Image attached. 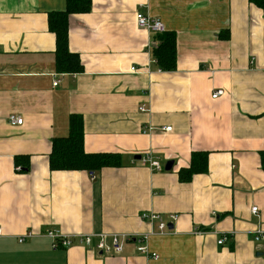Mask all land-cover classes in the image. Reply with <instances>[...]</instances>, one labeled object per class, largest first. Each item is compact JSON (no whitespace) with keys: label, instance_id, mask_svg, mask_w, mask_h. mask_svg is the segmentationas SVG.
I'll use <instances>...</instances> for the list:
<instances>
[{"label":"crops","instance_id":"1","mask_svg":"<svg viewBox=\"0 0 264 264\" xmlns=\"http://www.w3.org/2000/svg\"><path fill=\"white\" fill-rule=\"evenodd\" d=\"M66 8L67 0H0V264H264V243L252 239L264 231L262 11L249 0H92L89 14L69 19L84 71L63 74L49 14ZM138 13L177 36L175 71L159 72L155 34L138 27ZM218 89L226 95L214 101ZM11 115L24 124L10 125ZM71 115L84 119L86 153L119 154L121 167L50 169ZM194 152L209 153V171L182 183ZM146 153L172 170L136 160ZM24 156L28 172L15 162ZM145 212L178 219L156 233ZM51 232L149 235L150 253L138 242L115 256L55 250ZM27 233L35 237L20 243Z\"/></svg>","mask_w":264,"mask_h":264},{"label":"trees","instance_id":"2","mask_svg":"<svg viewBox=\"0 0 264 264\" xmlns=\"http://www.w3.org/2000/svg\"><path fill=\"white\" fill-rule=\"evenodd\" d=\"M260 9L264 16V0H249ZM92 0H67L64 12L49 14V28L56 36L57 71L63 74H80L84 71L80 56L72 53L69 47V19L72 15L89 14ZM153 57L162 72H172L177 68L178 51L177 36L173 32L156 34ZM70 134L68 137L56 138L52 142L50 169L58 172H88L96 174L104 169L119 168L122 158L119 154H88L84 149V119L79 115H71L69 119ZM20 158L23 161H18ZM16 158V165L28 172L30 159L27 156ZM209 171V153L194 152L191 165L179 172L182 183L191 182L195 176Z\"/></svg>","mask_w":264,"mask_h":264},{"label":"built area","instance_id":"3","mask_svg":"<svg viewBox=\"0 0 264 264\" xmlns=\"http://www.w3.org/2000/svg\"><path fill=\"white\" fill-rule=\"evenodd\" d=\"M136 22L138 27L141 30L148 31L152 34H164L167 32L165 25L158 21L154 20L149 16H145L141 13L136 14ZM132 71H135L133 68ZM161 73L162 70H159ZM58 81L54 82L53 86L57 87ZM226 92L223 89H218L212 94V100L217 101L218 99L224 97ZM142 112H146L145 109H141ZM9 123L13 126H22L24 120L22 117L16 115H11L9 117ZM146 130V129H145ZM155 129L148 128L149 133L154 132ZM162 131L171 132L172 128L168 127L162 129ZM145 132V131H144ZM141 162L143 165L150 168L153 172H163L164 168L161 163L154 157L152 153H146L142 156ZM259 212L258 208H253L252 213L257 215ZM216 215V214H214ZM141 220L154 227L157 231L156 233H165L169 230V225L176 222L178 217L176 215H170L168 220H166L162 215L145 212L140 216ZM155 233V234H156ZM153 235V232L150 234ZM49 238L52 239V248L57 249H70L73 247H82L87 249L90 252L100 253L107 256L121 255L125 251V248L128 244L133 242H138V251L141 254L148 255L149 249L147 242L149 240V235H140V236H131V235H76L69 237L63 235L60 232H51L48 234ZM0 237H2V229L0 228ZM35 234L27 233L25 236L19 239L20 243H24L27 239L34 238ZM227 236H223L218 241V245H224ZM252 239L255 243H264V231L254 233ZM153 258L157 260L159 257L157 254H152Z\"/></svg>","mask_w":264,"mask_h":264},{"label":"water","instance_id":"4","mask_svg":"<svg viewBox=\"0 0 264 264\" xmlns=\"http://www.w3.org/2000/svg\"><path fill=\"white\" fill-rule=\"evenodd\" d=\"M142 159V157L141 156H137L136 157V160H141ZM173 166H174V162H168V163H166V165H165V171L166 172H169V171H171L172 170V168H173ZM169 229L170 230H173L174 229V226H173V224H170L169 225Z\"/></svg>","mask_w":264,"mask_h":264},{"label":"rangeland","instance_id":"5","mask_svg":"<svg viewBox=\"0 0 264 264\" xmlns=\"http://www.w3.org/2000/svg\"><path fill=\"white\" fill-rule=\"evenodd\" d=\"M162 164H163V168H164L163 172H165V165H166V163H162Z\"/></svg>","mask_w":264,"mask_h":264}]
</instances>
